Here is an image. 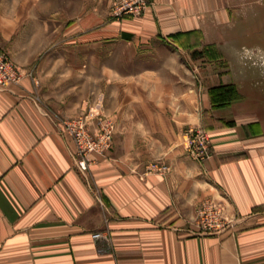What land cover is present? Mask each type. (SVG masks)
I'll return each instance as SVG.
<instances>
[{"label":"crops","instance_id":"crops-1","mask_svg":"<svg viewBox=\"0 0 264 264\" xmlns=\"http://www.w3.org/2000/svg\"><path fill=\"white\" fill-rule=\"evenodd\" d=\"M84 1L70 18L69 0H0V48L30 72L0 86V264H264V115L243 97L214 98L213 88L238 84L215 58L193 56L210 48L241 59L245 0H149L121 19L110 0ZM115 44L162 62L102 67L86 54ZM90 86L108 92L116 127L85 171L61 122L96 110L81 95ZM196 124L213 150L203 162L184 145ZM156 159L166 171L146 172ZM207 198L227 203L233 227L195 232Z\"/></svg>","mask_w":264,"mask_h":264},{"label":"rangeland","instance_id":"rangeland-1","mask_svg":"<svg viewBox=\"0 0 264 264\" xmlns=\"http://www.w3.org/2000/svg\"><path fill=\"white\" fill-rule=\"evenodd\" d=\"M53 1L54 7L61 6V0ZM77 2L78 0H69L68 7L70 8V18L77 14ZM84 2L85 7H89L91 0H85ZM240 8L241 11L237 14L239 21L237 35H240V42L237 44V47L239 57H241V59L237 60L234 57L227 59L219 51L210 48L203 51H194L193 56L196 58L195 56L200 54L202 57V54L205 53L207 58H215V60H210L211 67H214L220 72H229L238 84L239 90H237L235 84H229V86H231L230 88L233 87L235 89V91L230 92V95L238 98L243 97L246 99V103L249 108L258 111L261 115H264V0H245L244 4L240 5ZM232 47L233 45H229V49H232ZM1 49L7 53L9 57H11L8 51L3 48ZM161 51L162 49L158 50V52ZM93 52L101 55L99 62L102 67L108 64H117L120 67L127 65L135 69L162 62V60H157L156 58L158 57L156 56H148L146 49H140L130 44L101 45L100 48L86 49V54L92 55ZM130 55L131 59L128 58ZM93 77L94 76L92 75L85 76V80H89L90 85H92L93 83H96L93 82ZM96 79H98V77L95 76V81ZM105 83L106 82L102 76V84ZM82 94H84L85 99L87 98L90 100L92 107H96V110H92V115L99 114L110 118L112 117L106 111L108 92H94L92 90V86H90V89H86V91L81 93V95ZM89 110L91 109L87 108L84 114L89 113ZM204 113L205 112H203V114ZM198 125L199 124H196L195 126ZM186 144L187 138H185L184 145L186 146ZM187 154L193 160L200 162L195 157L190 155L188 151Z\"/></svg>","mask_w":264,"mask_h":264},{"label":"built area","instance_id":"built-area-1","mask_svg":"<svg viewBox=\"0 0 264 264\" xmlns=\"http://www.w3.org/2000/svg\"><path fill=\"white\" fill-rule=\"evenodd\" d=\"M149 0H110V15L115 19L126 16H140L146 10ZM23 71L11 57L0 48V86H7L19 82ZM89 113L77 115L62 120L61 130L71 136L75 142L74 155L81 170L88 169V156L91 153L106 155L112 147L115 133V121L104 115ZM187 138V151L200 162L208 160L213 155L209 131L203 126H188L183 131ZM164 173L165 163L158 159L148 164L146 172ZM227 203L224 200L204 199L195 210V232L203 234L221 233L235 225L230 218ZM92 238H104L101 231L92 233Z\"/></svg>","mask_w":264,"mask_h":264},{"label":"trees","instance_id":"trees-1","mask_svg":"<svg viewBox=\"0 0 264 264\" xmlns=\"http://www.w3.org/2000/svg\"><path fill=\"white\" fill-rule=\"evenodd\" d=\"M197 51V50H196ZM231 86H219V87H215L212 89V96L214 98H226L227 99H231V98H234L235 96L233 95H230V92H233L235 91V89L232 87L230 88Z\"/></svg>","mask_w":264,"mask_h":264}]
</instances>
